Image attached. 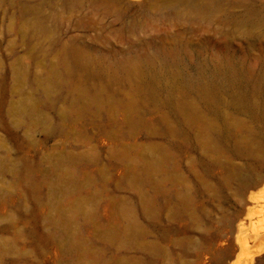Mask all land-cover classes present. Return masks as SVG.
<instances>
[{
  "label": "rangeland",
  "instance_id": "rangeland-1",
  "mask_svg": "<svg viewBox=\"0 0 264 264\" xmlns=\"http://www.w3.org/2000/svg\"><path fill=\"white\" fill-rule=\"evenodd\" d=\"M255 13L264 0H0V264H240L264 234V112L178 71L222 56L264 73V39L234 23ZM150 57L164 77L135 62Z\"/></svg>",
  "mask_w": 264,
  "mask_h": 264
},
{
  "label": "bare ground",
  "instance_id": "bare-ground-1",
  "mask_svg": "<svg viewBox=\"0 0 264 264\" xmlns=\"http://www.w3.org/2000/svg\"><path fill=\"white\" fill-rule=\"evenodd\" d=\"M244 17L243 19L235 21V25L246 33H257L260 39H264V15L255 13ZM259 28H261V31L257 32ZM159 52L157 57L164 63L171 65L173 58L171 54L174 55L173 50L162 49ZM80 54L86 57L89 55L84 50H81ZM138 58H136L135 62L141 64L151 77L159 79L166 75L164 69L154 67L155 57ZM130 62L132 61L117 63L114 71L116 73L121 72ZM210 64L211 66H206V62L197 64L196 74L194 75H186L181 70L178 72H180L183 79L188 81L191 87L198 90L215 91L217 89L216 82H220L225 88H234L238 101L249 105L252 109H259L264 112V89L260 86L261 81H264V73L262 71H257L248 64L239 66L233 59L222 56L211 61ZM204 76L208 77L209 82L202 80ZM251 94L257 96L255 100L250 98ZM238 249L240 264H251L256 258L264 256V234L256 236L252 241L250 239L240 241L238 243ZM262 262H264V259Z\"/></svg>",
  "mask_w": 264,
  "mask_h": 264
}]
</instances>
